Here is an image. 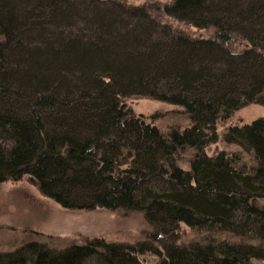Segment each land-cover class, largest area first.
Returning a JSON list of instances; mask_svg holds the SVG:
<instances>
[{
	"label": "trees",
	"instance_id": "1",
	"mask_svg": "<svg viewBox=\"0 0 264 264\" xmlns=\"http://www.w3.org/2000/svg\"><path fill=\"white\" fill-rule=\"evenodd\" d=\"M0 0V183L65 208L141 212L142 243L38 241L0 264H264V0ZM238 44L240 46H238ZM177 106L162 130L130 100ZM223 142L236 150L207 151ZM184 158V165L181 161ZM181 227L196 238L181 241Z\"/></svg>",
	"mask_w": 264,
	"mask_h": 264
},
{
	"label": "rangeland",
	"instance_id": "2",
	"mask_svg": "<svg viewBox=\"0 0 264 264\" xmlns=\"http://www.w3.org/2000/svg\"><path fill=\"white\" fill-rule=\"evenodd\" d=\"M132 5H145L156 20L182 30L188 35H210L212 30H197L172 20L163 12L169 0H126ZM238 46H240L238 44ZM135 115L142 114L162 130L171 126L184 127L185 116L177 106L156 100L134 98L129 101ZM264 115V107L250 104L238 110L234 116L250 121ZM220 150H236L233 145L219 142L208 147L209 153ZM184 165V158L181 161ZM141 212H125L123 209L65 208L40 194L26 177L0 183V251H9L28 241L44 243L52 249H62L74 244H84L92 239L134 245L145 241L148 232ZM181 241L196 238V232L181 227ZM138 255L143 264H156L157 255L147 250Z\"/></svg>",
	"mask_w": 264,
	"mask_h": 264
}]
</instances>
